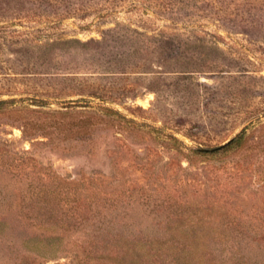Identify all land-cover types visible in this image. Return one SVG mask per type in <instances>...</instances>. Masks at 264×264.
<instances>
[{
    "label": "rangeland",
    "instance_id": "obj_1",
    "mask_svg": "<svg viewBox=\"0 0 264 264\" xmlns=\"http://www.w3.org/2000/svg\"><path fill=\"white\" fill-rule=\"evenodd\" d=\"M0 100L2 201L56 173L121 201L96 225L165 232L199 208L264 245V0H0ZM0 222L33 236L16 209Z\"/></svg>",
    "mask_w": 264,
    "mask_h": 264
},
{
    "label": "trees",
    "instance_id": "obj_2",
    "mask_svg": "<svg viewBox=\"0 0 264 264\" xmlns=\"http://www.w3.org/2000/svg\"><path fill=\"white\" fill-rule=\"evenodd\" d=\"M6 102L0 100V108ZM103 111L122 117L118 110L109 107ZM171 139L177 141L175 137ZM242 139L243 133L220 151L238 146ZM193 152L215 153L200 149ZM51 177L50 182H28L20 189L19 199H0V211L16 209L17 217L33 231L31 237H20L0 222V264H46L65 251L73 254L76 264H264V259L261 263L252 259L253 255L264 254L258 232L233 230L231 222L218 218L217 212L199 208L188 212L185 208L173 217L176 220L171 222L172 229L165 232L136 231L128 222L114 227L109 221L103 227L100 221L96 225V218L105 222L100 211L116 208L120 200L97 199L96 183L91 179L85 184L56 173ZM96 239L103 243L101 248L96 247ZM242 239L253 243L249 253L242 252Z\"/></svg>",
    "mask_w": 264,
    "mask_h": 264
},
{
    "label": "water",
    "instance_id": "obj_3",
    "mask_svg": "<svg viewBox=\"0 0 264 264\" xmlns=\"http://www.w3.org/2000/svg\"><path fill=\"white\" fill-rule=\"evenodd\" d=\"M237 135V134H236ZM235 135V136H236ZM234 137L230 138L229 140H227L226 142L216 146V147H212V148H199L200 150H203V151H214V150H217V149H220L222 148L223 146H225L226 144H228L231 140H233Z\"/></svg>",
    "mask_w": 264,
    "mask_h": 264
}]
</instances>
